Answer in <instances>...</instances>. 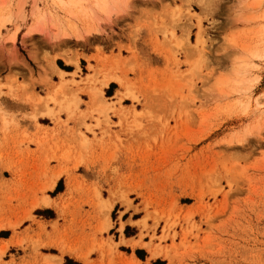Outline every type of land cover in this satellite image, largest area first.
Here are the masks:
<instances>
[{"label":"rangeland","instance_id":"374dc122","mask_svg":"<svg viewBox=\"0 0 264 264\" xmlns=\"http://www.w3.org/2000/svg\"><path fill=\"white\" fill-rule=\"evenodd\" d=\"M96 2L0 0V264H264L260 3Z\"/></svg>","mask_w":264,"mask_h":264},{"label":"crops","instance_id":"0c3cea01","mask_svg":"<svg viewBox=\"0 0 264 264\" xmlns=\"http://www.w3.org/2000/svg\"><path fill=\"white\" fill-rule=\"evenodd\" d=\"M72 79L71 74H66L65 80ZM107 89V88H106ZM104 89V91L106 90ZM1 229V228H0ZM130 238L124 239V241H130ZM78 245L76 237H69L67 239V247L63 250L59 246V240L52 238L49 240L46 246H43L38 251H35L33 248L29 249L28 252L21 254L19 263L21 264H66L67 260L71 264H101L100 256L98 254H92L90 256V261L84 260L83 255L86 254V250L83 248L81 250L75 251V247ZM119 253L125 254L119 248ZM133 257L135 262H140V264H154L157 259H150L147 256V260L141 261L134 254ZM132 258V257H127Z\"/></svg>","mask_w":264,"mask_h":264},{"label":"bare ground","instance_id":"6f19581e","mask_svg":"<svg viewBox=\"0 0 264 264\" xmlns=\"http://www.w3.org/2000/svg\"><path fill=\"white\" fill-rule=\"evenodd\" d=\"M97 2L95 3V4H93L94 5V7L97 9V11L99 10V11H106L107 9H110L112 6V4H113V2H114V0H96ZM58 2H59V4L61 5V6H67V7H77L78 5H79V8L81 9V7H80V4H81V0H58ZM124 2V1H123ZM255 3H260V0H255ZM99 5V6H98ZM114 9H115V7H113ZM79 9V10H80ZM93 8L91 7L90 8V10L89 9H87L86 11L88 12V10L89 11H91ZM112 9V8H111ZM86 11H85V13H86ZM98 11V12H99ZM111 11V10H110ZM70 12V11H69ZM81 12V11H80ZM85 13L83 12V10H82V13L81 14H84L85 15ZM105 13H108V12H105ZM74 16V15H73ZM5 18V17H4ZM1 19V18H0ZM5 20V19H4ZM3 20V21H4ZM1 21H2V19H1ZM42 22H43V20H41ZM4 23V22H3ZM1 25V24H0ZM37 25H38V23H37ZM41 24H39L38 26H40ZM33 28H36V26H34ZM32 31V30H31ZM11 39H13V38H11ZM259 58V57H258ZM65 60V59H64ZM67 63H69V64H75L76 65V67L78 68V63L75 61V60H73V59H66L65 60ZM243 65H246V64H243ZM242 67V66H241ZM245 67V66H244ZM56 68V67H55ZM60 73V75H62L63 76V72H59ZM115 76V75H114ZM245 77V76H244ZM118 80V79H117ZM243 80V79H242ZM241 80V81H242ZM119 82V81H118ZM67 85V84H66ZM103 84H101V86H102ZM62 86H60V87H58V89L53 93V94H51L50 96H49V98H48V100L49 101H52V102H57V93H59L58 92V90L61 88ZM89 89V88H88ZM91 89V88H90ZM66 90V89H65ZM92 90V89H91ZM67 91V90H66ZM93 91V90H92ZM101 92V91H100ZM70 94V93H69ZM68 94V95H69ZM73 94V93H72ZM99 93L97 92V91H94L93 92V95L94 96H97ZM101 95V94H100ZM130 95H131V93H130ZM47 100V101H48ZM97 101V100H96ZM102 101V100H101ZM98 102H100V101H98ZM60 104V103H59ZM106 105V104H105ZM257 105L260 107L262 104L260 103V102H257ZM100 106V105H99ZM37 107V106H36ZM100 108V107H99ZM98 109V108H97ZM128 115V114H127ZM84 139V138H83ZM87 141V140H86ZM85 145V144H84ZM83 146V145H82ZM64 154V153H63ZM62 154V155H63ZM80 158V157H79ZM77 162V161H76ZM56 176H57V174H56ZM56 182H57V177H55V179H54V181H53V183H52V185L50 186V188H53V186L56 184ZM43 205H49V202H48V200H47V198H46V200H44V202H43ZM107 205V216L109 215V213H110V211H111V209H112V205H110V204H106ZM146 206V205H145ZM105 213V212H104ZM161 214V213H160ZM109 217V216H108ZM163 217V216H162ZM161 216H158V219H160V218H162ZM106 218V217H105ZM144 219V218H143ZM103 220V219H102ZM104 221V220H103ZM106 222H107V220H106ZM16 226V224H11L10 225V227L12 228V229H14V227ZM104 230H106L107 229V226H105L104 228H103ZM103 229H101V230H103ZM121 229H122V227H121ZM107 245V244H106ZM102 246V245H101ZM64 247V246H63ZM99 247V246H98ZM4 253V251H0V256L2 255ZM160 253H161V251L160 250H157L156 248H154V249H152V251H151V254H152V257H157V256H159L160 255Z\"/></svg>","mask_w":264,"mask_h":264},{"label":"snow or ice","instance_id":"6c2138e0","mask_svg":"<svg viewBox=\"0 0 264 264\" xmlns=\"http://www.w3.org/2000/svg\"><path fill=\"white\" fill-rule=\"evenodd\" d=\"M111 6L115 7V8L121 7L122 6L121 0H114L113 4ZM200 7L201 8H213L214 9L215 8V0H200ZM259 7L262 10H264V0H260ZM262 20H264V16H262ZM5 23L8 25H11L13 23V21L11 20V18H9L5 21ZM260 31H261L262 36H264V25L261 26ZM10 39H11V37H10ZM174 48L177 50L189 51V49H188V38H187L186 33L182 39L177 40L176 44L174 45ZM178 54H179V52H178ZM260 59L264 60V55H261ZM253 83H254V81H253ZM261 92L264 93V88L261 89ZM13 99H16V98L13 97ZM20 103H27V101H20Z\"/></svg>","mask_w":264,"mask_h":264}]
</instances>
